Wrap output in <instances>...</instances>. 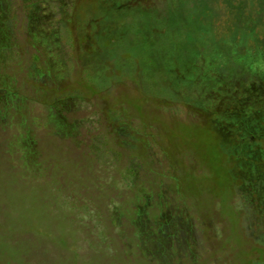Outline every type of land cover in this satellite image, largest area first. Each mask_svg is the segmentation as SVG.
Here are the masks:
<instances>
[{
	"label": "rangeland",
	"instance_id": "1",
	"mask_svg": "<svg viewBox=\"0 0 264 264\" xmlns=\"http://www.w3.org/2000/svg\"><path fill=\"white\" fill-rule=\"evenodd\" d=\"M180 2L0 0V264H264L263 195L235 180L229 136L96 39L105 3ZM223 71L218 110L264 102Z\"/></svg>",
	"mask_w": 264,
	"mask_h": 264
},
{
	"label": "trees",
	"instance_id": "2",
	"mask_svg": "<svg viewBox=\"0 0 264 264\" xmlns=\"http://www.w3.org/2000/svg\"><path fill=\"white\" fill-rule=\"evenodd\" d=\"M100 10L96 39L107 45L104 57L149 77L155 97L215 120L229 136L223 146L235 180L249 186L248 198L261 193L264 201V102L217 109L230 91L225 67L264 86V0H181L161 16L127 4L105 3Z\"/></svg>",
	"mask_w": 264,
	"mask_h": 264
}]
</instances>
